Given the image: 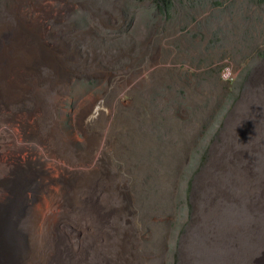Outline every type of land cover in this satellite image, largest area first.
I'll return each instance as SVG.
<instances>
[{
	"label": "rangeland",
	"instance_id": "obj_1",
	"mask_svg": "<svg viewBox=\"0 0 264 264\" xmlns=\"http://www.w3.org/2000/svg\"><path fill=\"white\" fill-rule=\"evenodd\" d=\"M232 1L175 0L167 19L154 0H0V49L32 27L45 47L61 50L69 73L55 89L41 67L40 86L1 110L0 126L3 115H41L80 155L96 137V166L106 174L85 197L94 228L61 226L82 264H264V95L248 88L243 96L235 85L240 58L209 66L188 45ZM236 97L246 102L241 127L232 122L214 146L196 134L205 113H236ZM0 152L23 164L11 143Z\"/></svg>",
	"mask_w": 264,
	"mask_h": 264
},
{
	"label": "bare ground",
	"instance_id": "obj_2",
	"mask_svg": "<svg viewBox=\"0 0 264 264\" xmlns=\"http://www.w3.org/2000/svg\"><path fill=\"white\" fill-rule=\"evenodd\" d=\"M15 33L11 43L0 49L2 112L14 106L28 90L40 86L41 67L52 71L53 88H60L69 74L67 61L59 54L61 50L45 47L36 29L21 26ZM39 102L34 105L36 111L43 108ZM97 110L83 117L85 121ZM4 116L0 135L11 140H2L0 149L5 150L8 142L16 146L23 164L17 166L4 160V152H0V264H82L78 258L81 251L61 226L70 220L85 231L94 228L92 206L86 205L85 197L106 174L96 166V137H87L88 148L80 155L75 153L72 139L65 137L59 126L47 125L41 115L23 116L22 120ZM28 126L31 128L27 131ZM24 151L27 154L22 157ZM45 204L50 214L43 212ZM85 206L89 210L86 213Z\"/></svg>",
	"mask_w": 264,
	"mask_h": 264
},
{
	"label": "crops",
	"instance_id": "obj_3",
	"mask_svg": "<svg viewBox=\"0 0 264 264\" xmlns=\"http://www.w3.org/2000/svg\"><path fill=\"white\" fill-rule=\"evenodd\" d=\"M191 39L192 42L188 43L189 47L197 48L194 53L196 57L199 56L197 59L202 62V58H205L209 61V66L225 59L223 55L240 58L236 64L246 67L243 68L244 72L235 85L243 92V96L250 88L256 91L257 95L261 94L262 98L264 95V58L261 53L264 51V0H233L229 5L213 11L210 17L204 20V24L197 28L196 35L194 34ZM199 45H202L203 49L200 50ZM216 57H218L217 61L214 62ZM233 100L232 110L239 109L234 114L231 112L220 117L214 112L204 114L205 124L201 129L204 132L202 136L211 138L213 146L218 137L225 139L229 135L232 122H238L241 127L240 123L245 121L246 115H241L245 114L241 111L244 110L246 102L243 97H236ZM240 106L243 107L242 110Z\"/></svg>",
	"mask_w": 264,
	"mask_h": 264
},
{
	"label": "trees",
	"instance_id": "obj_4",
	"mask_svg": "<svg viewBox=\"0 0 264 264\" xmlns=\"http://www.w3.org/2000/svg\"><path fill=\"white\" fill-rule=\"evenodd\" d=\"M157 4L158 10L167 18H171V11L173 9L174 6V2L175 0H154ZM190 112V109H189ZM189 118V117H188ZM193 118L190 117L189 120H192ZM201 120H198L197 123V133L199 134L198 136H200V134H203L204 132L201 131L202 127L204 126V120H205V116L203 115L201 118ZM205 138L207 137L206 135L204 136ZM207 146V145H206Z\"/></svg>",
	"mask_w": 264,
	"mask_h": 264
}]
</instances>
